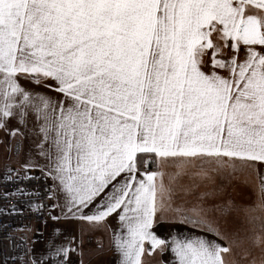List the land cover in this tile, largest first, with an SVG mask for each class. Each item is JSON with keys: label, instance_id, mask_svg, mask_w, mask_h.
<instances>
[{"label": "snow or ice", "instance_id": "obj_1", "mask_svg": "<svg viewBox=\"0 0 264 264\" xmlns=\"http://www.w3.org/2000/svg\"><path fill=\"white\" fill-rule=\"evenodd\" d=\"M29 115L64 218L115 217L119 264L156 252H171L169 264H227L231 248L215 239L155 233L174 192L150 169L264 165V0H0V128ZM259 184L264 208V174ZM179 222L221 235L204 219Z\"/></svg>", "mask_w": 264, "mask_h": 264}, {"label": "crops", "instance_id": "obj_2", "mask_svg": "<svg viewBox=\"0 0 264 264\" xmlns=\"http://www.w3.org/2000/svg\"><path fill=\"white\" fill-rule=\"evenodd\" d=\"M20 83L31 91L59 98L43 85L37 86L24 79ZM4 123L5 127L0 128V159L3 158L1 153L19 155L21 167L25 169L24 166L30 163L33 167L28 170L44 174L41 169L46 161L39 155L38 147L42 135L33 115H29L24 123H20L19 117L8 118ZM225 159L201 158L194 163L177 159L162 167H151L152 171L163 172L165 188L171 187L174 192L171 207L158 213L159 222L154 231L160 238L169 240L173 236L215 239L231 248L225 255L227 264H264V208L260 207L259 184L264 165L249 166L239 160L225 163ZM49 179L52 206L47 220L16 232L17 243L25 251L22 264H119L120 255L114 245L119 229L116 218H109L100 226L73 219L70 215L65 219L64 197L55 191L53 181ZM160 183L158 177V187ZM159 198L158 192V207ZM53 216L60 219L53 220ZM184 217L204 219L219 231L220 237L180 223ZM56 247L68 249L67 257L54 256ZM143 260L144 264H169L173 255L156 252L152 256L145 255Z\"/></svg>", "mask_w": 264, "mask_h": 264}, {"label": "built area", "instance_id": "obj_3", "mask_svg": "<svg viewBox=\"0 0 264 264\" xmlns=\"http://www.w3.org/2000/svg\"><path fill=\"white\" fill-rule=\"evenodd\" d=\"M25 174L31 179H23ZM50 185L41 172L25 173L12 166L0 168V264L23 263L25 251L17 243L16 232L47 220L52 206ZM18 189L29 195L21 196Z\"/></svg>", "mask_w": 264, "mask_h": 264}, {"label": "rangeland", "instance_id": "obj_4", "mask_svg": "<svg viewBox=\"0 0 264 264\" xmlns=\"http://www.w3.org/2000/svg\"><path fill=\"white\" fill-rule=\"evenodd\" d=\"M1 154H2L3 158L0 159V168L6 167V166H12L15 169H17L18 171L25 172V169L23 167H21L23 165L18 160L19 155L18 156L17 155L10 156L8 153H1ZM27 172L28 173H34L35 170L30 169V170H27ZM47 178L50 181L49 177H47Z\"/></svg>", "mask_w": 264, "mask_h": 264}]
</instances>
